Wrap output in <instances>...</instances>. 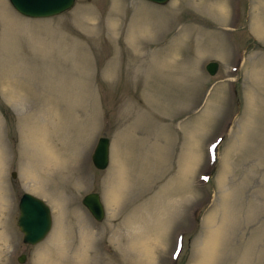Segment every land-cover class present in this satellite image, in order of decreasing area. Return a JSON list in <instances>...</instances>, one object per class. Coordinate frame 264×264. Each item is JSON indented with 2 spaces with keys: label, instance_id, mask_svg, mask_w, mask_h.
Listing matches in <instances>:
<instances>
[{
  "label": "rangeland",
  "instance_id": "rangeland-1",
  "mask_svg": "<svg viewBox=\"0 0 264 264\" xmlns=\"http://www.w3.org/2000/svg\"><path fill=\"white\" fill-rule=\"evenodd\" d=\"M0 161V264H175L180 241L178 264H264V0H75L48 17L0 0ZM25 190L52 209L36 244L16 223Z\"/></svg>",
  "mask_w": 264,
  "mask_h": 264
},
{
  "label": "water",
  "instance_id": "water-1",
  "mask_svg": "<svg viewBox=\"0 0 264 264\" xmlns=\"http://www.w3.org/2000/svg\"><path fill=\"white\" fill-rule=\"evenodd\" d=\"M11 4L22 14L27 16L42 17L62 12L70 8L75 0H9ZM40 1H43L40 3ZM156 3H164L167 0H151ZM218 62H207L206 69L210 74L217 70ZM92 160L97 168H105L109 160V137L102 135L98 138L92 154ZM15 176V172H12ZM82 203L87 207L96 220L104 217V206L97 191H90L82 197ZM19 214L17 225L23 233V241L36 243L43 239L51 227V210L48 204L39 196L24 191L18 202ZM22 253L19 261H23Z\"/></svg>",
  "mask_w": 264,
  "mask_h": 264
},
{
  "label": "bare ground",
  "instance_id": "bare-ground-1",
  "mask_svg": "<svg viewBox=\"0 0 264 264\" xmlns=\"http://www.w3.org/2000/svg\"><path fill=\"white\" fill-rule=\"evenodd\" d=\"M42 2H43V1H40V3H42ZM43 140H44V139H43ZM41 142H42V141H41ZM44 143H45V142H44ZM46 143H47V142H46ZM45 152H46V150H45ZM47 153H48V152H47ZM47 153H46V154H47ZM43 154H44V153H43ZM54 154H55V153H54ZM48 155H49V154H48ZM53 156H54V155H53ZM44 158H46V157H44ZM50 158H51V157H50ZM53 158H54V157H53ZM53 158H52V159H53ZM55 158H56V156H55ZM45 160L48 161V157H47V159H45ZM57 160H58V159H57ZM47 161H46V163H47ZM49 161H50V160H49ZM53 161H54V160H53ZM0 162H1V161H0ZM50 162H51V161H50ZM51 163H52V162H51ZM51 163H50V164H51ZM55 163H56V162H55ZM47 164H48V163H47ZM47 164H46V165H47ZM49 166H50V165H49ZM214 172H215V171H214ZM34 173H35V172H34ZM32 175H33V174H32ZM33 177H34V176H33ZM36 177H37V176H36ZM119 179H120V178H119ZM35 181H36V180H35ZM121 181H122V180H121ZM123 182H124V181H123ZM116 193H118V192H116ZM116 196H117V194H116ZM116 196L114 195L113 198H116ZM117 197H118V196H117ZM214 231H215V230H214ZM216 231H217V230H216ZM216 234H218V232H217ZM216 238H217V237H216ZM154 239H155V238H154ZM211 240H212V239H211ZM209 242H210V240H209ZM215 242H217V241H215ZM146 244H147V243H146ZM216 245H217V244H215V246H216ZM210 246H211V245H210ZM213 247H214V246H213ZM214 248H215V247H214ZM207 250H208V248H207ZM213 250H214V249H213ZM209 252H210V251H209ZM209 252H208V253H209ZM209 255H210V254H208V257H209ZM210 256H211V255H210ZM150 258L152 259V257H150ZM206 258H207V256H206ZM147 259H149V258L147 257ZM151 259H150V260H151ZM203 260H204V259H203ZM208 261H209V260H208ZM197 262H198V261H197ZM148 263H150V262H148ZM200 263H201V261H200ZM200 263H198V264H200Z\"/></svg>",
  "mask_w": 264,
  "mask_h": 264
},
{
  "label": "trees",
  "instance_id": "trees-1",
  "mask_svg": "<svg viewBox=\"0 0 264 264\" xmlns=\"http://www.w3.org/2000/svg\"><path fill=\"white\" fill-rule=\"evenodd\" d=\"M235 99H236L237 102L240 101L238 83L235 84ZM197 215L199 216V214H197ZM198 216H197V217H198Z\"/></svg>",
  "mask_w": 264,
  "mask_h": 264
},
{
  "label": "snow or ice",
  "instance_id": "snow-or-ice-1",
  "mask_svg": "<svg viewBox=\"0 0 264 264\" xmlns=\"http://www.w3.org/2000/svg\"><path fill=\"white\" fill-rule=\"evenodd\" d=\"M205 179H207V178L205 177Z\"/></svg>",
  "mask_w": 264,
  "mask_h": 264
}]
</instances>
